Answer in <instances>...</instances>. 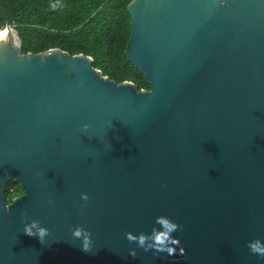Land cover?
<instances>
[{"label":"water","instance_id":"water-1","mask_svg":"<svg viewBox=\"0 0 264 264\" xmlns=\"http://www.w3.org/2000/svg\"><path fill=\"white\" fill-rule=\"evenodd\" d=\"M127 10L125 54L148 90L83 53H22L9 20L0 32V264H264L248 248L264 240V0ZM8 180L24 191L10 203ZM159 215L181 226L185 255L126 239ZM32 219L43 244L24 233Z\"/></svg>","mask_w":264,"mask_h":264},{"label":"trees","instance_id":"trees-1","mask_svg":"<svg viewBox=\"0 0 264 264\" xmlns=\"http://www.w3.org/2000/svg\"><path fill=\"white\" fill-rule=\"evenodd\" d=\"M131 0H0V28L9 20L21 40V52L60 48L92 57V66L116 83L150 88L143 72L125 54L131 34ZM17 181L6 182L7 203L23 194Z\"/></svg>","mask_w":264,"mask_h":264},{"label":"clouds","instance_id":"clouds-1","mask_svg":"<svg viewBox=\"0 0 264 264\" xmlns=\"http://www.w3.org/2000/svg\"><path fill=\"white\" fill-rule=\"evenodd\" d=\"M89 125L85 124L84 128L87 129ZM81 199L87 201L89 196L87 193L81 194ZM52 202L49 201V204ZM23 217L27 220V211L23 213ZM155 225L150 233L140 232L135 234L131 231L126 233V239L129 243H136L137 247L142 248L145 252L153 251L154 255L159 253H166L169 256L176 255L179 251L180 255L186 254V249L182 246V241L174 233L180 230L181 226L178 222L174 221L167 215H159L156 217ZM24 233L30 237H38L43 244L50 232L47 227L41 225V222L32 219L30 223L24 226ZM73 237L82 239V250L91 252L93 248L92 233L83 226H77L73 230ZM248 248L251 253L259 255L264 258V240L259 238L253 239L248 242ZM129 255L133 258L137 256L135 248L131 249Z\"/></svg>","mask_w":264,"mask_h":264},{"label":"rangeland","instance_id":"rangeland-1","mask_svg":"<svg viewBox=\"0 0 264 264\" xmlns=\"http://www.w3.org/2000/svg\"><path fill=\"white\" fill-rule=\"evenodd\" d=\"M0 29L2 30V29H4V28H0ZM98 70H99V69H98ZM99 72H100V70H99ZM100 74H101V73H100ZM125 81L131 82V83L133 84V87L136 88V86H135V84H134L133 81H131V80H125ZM136 89H137V88H136ZM141 89L148 90L147 87H143V88H141ZM141 89H139V91H141Z\"/></svg>","mask_w":264,"mask_h":264},{"label":"bare ground","instance_id":"bare-ground-1","mask_svg":"<svg viewBox=\"0 0 264 264\" xmlns=\"http://www.w3.org/2000/svg\"><path fill=\"white\" fill-rule=\"evenodd\" d=\"M4 30H6V29H5V28H4V29H2V30L0 29V32H1V31H4Z\"/></svg>","mask_w":264,"mask_h":264}]
</instances>
